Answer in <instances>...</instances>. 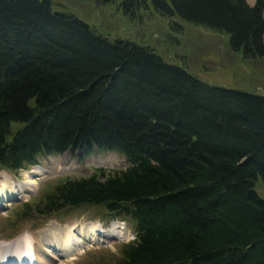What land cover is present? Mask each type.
<instances>
[{
  "label": "trees",
  "instance_id": "obj_1",
  "mask_svg": "<svg viewBox=\"0 0 264 264\" xmlns=\"http://www.w3.org/2000/svg\"><path fill=\"white\" fill-rule=\"evenodd\" d=\"M122 5L264 59V0ZM70 150L127 166L61 178L18 220L89 207L125 221L134 238L105 264H264V96L212 86L50 0H0V172Z\"/></svg>",
  "mask_w": 264,
  "mask_h": 264
},
{
  "label": "rangeland",
  "instance_id": "obj_2",
  "mask_svg": "<svg viewBox=\"0 0 264 264\" xmlns=\"http://www.w3.org/2000/svg\"><path fill=\"white\" fill-rule=\"evenodd\" d=\"M96 1L99 2L98 5ZM123 1L50 0L54 11L69 12L108 38L130 40L146 46L165 61L180 65L191 75L212 86L264 96V59L246 60L240 53L231 52L226 34L215 33L178 19L160 17L149 7L137 10L131 7L124 9ZM247 1L251 3L254 0ZM39 162L41 171L47 173L37 183L35 189L28 188V179L31 177L26 178V173L34 171L33 168L15 174L0 172V188L11 192L9 199L0 200V238L7 239L42 231L31 235L37 236L47 228V232L50 233L58 232L59 227L70 228L74 225L82 226L85 231L80 232L86 233L96 231L87 230L94 226L99 228L101 234L95 235L98 240L67 253V261L63 264H105L112 261L118 254L121 244L133 238L132 229L130 225L120 220L109 219L106 215L100 216L99 209L89 207L70 209L47 219L33 215L21 221L18 220V216L24 210V203L28 202L30 207L36 205L44 193L61 178L87 176L99 168L105 171L124 169L127 166L124 157L96 150L89 154H83L80 150H70L61 155L45 156ZM4 174L6 178L1 177ZM257 191L261 195L264 194L263 189ZM7 202L10 205L5 206ZM111 225L123 228L124 236L120 239L111 238V232L116 229L111 228ZM118 229L121 233V229ZM80 232L78 234L74 232V236H79ZM56 258L58 259H53V264H59L62 259L58 256Z\"/></svg>",
  "mask_w": 264,
  "mask_h": 264
},
{
  "label": "bare ground",
  "instance_id": "obj_3",
  "mask_svg": "<svg viewBox=\"0 0 264 264\" xmlns=\"http://www.w3.org/2000/svg\"><path fill=\"white\" fill-rule=\"evenodd\" d=\"M253 2V1H252ZM251 2V3H252ZM41 166L33 167L31 173L30 171L26 178L30 176L31 179L29 183L27 184L28 188L35 189L37 187V183L42 179V177L47 173L46 171H41ZM1 177L6 178V174L1 175ZM2 188V187H1ZM0 188V200L1 199H9L10 193L9 191H5V189ZM25 188V187H24ZM27 188V189H28ZM31 191V190H29ZM15 196V195H14ZM1 202V201H0ZM1 205V203H0ZM5 206L10 205L8 202L4 204ZM59 227V226H58ZM111 228H116L114 231L111 232L110 237L115 239H120L124 236L123 228L121 227H115L113 225L110 226ZM53 228V227H52ZM121 229V233L120 230ZM74 229V231L72 230ZM96 229V231H88L86 233H81L80 231H85V229L82 226L74 225L70 228L68 227H59V230L56 228L57 231H51L50 233L47 232V230H44V232L37 236H31L32 234H37L40 232H34L32 234L28 233L26 234L27 237L22 236L18 239L12 241L11 245H3L0 244V262L3 261L2 257L5 255H9L6 264H19L21 261V258L23 259V256H27V254L30 253L35 259V264H53V259L56 260V256L62 258L61 261H59V264H63L67 261L66 254L74 251L76 247L78 246H84L87 243H93L96 240H98L95 235L99 234V228L94 227L89 228L87 230ZM101 229V228H100ZM55 230V229H54ZM74 232L78 234L80 232L79 236H74ZM103 233H105L103 231ZM75 234V235H76ZM4 237V236H3ZM29 237V238H28ZM104 237V236H103ZM4 248H6L4 250ZM74 249V250H73ZM69 257V256H68Z\"/></svg>",
  "mask_w": 264,
  "mask_h": 264
},
{
  "label": "crops",
  "instance_id": "obj_4",
  "mask_svg": "<svg viewBox=\"0 0 264 264\" xmlns=\"http://www.w3.org/2000/svg\"><path fill=\"white\" fill-rule=\"evenodd\" d=\"M247 3H248L250 6H253V5H254V1H253L252 3H249V2L247 1Z\"/></svg>",
  "mask_w": 264,
  "mask_h": 264
},
{
  "label": "water",
  "instance_id": "obj_5",
  "mask_svg": "<svg viewBox=\"0 0 264 264\" xmlns=\"http://www.w3.org/2000/svg\"><path fill=\"white\" fill-rule=\"evenodd\" d=\"M98 3H99V2H98V1H96V5H98Z\"/></svg>",
  "mask_w": 264,
  "mask_h": 264
}]
</instances>
